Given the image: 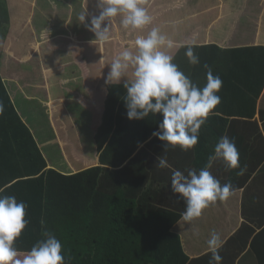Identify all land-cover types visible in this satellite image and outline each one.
<instances>
[{
    "label": "crops",
    "instance_id": "0c3cea01",
    "mask_svg": "<svg viewBox=\"0 0 264 264\" xmlns=\"http://www.w3.org/2000/svg\"><path fill=\"white\" fill-rule=\"evenodd\" d=\"M5 2L10 24L0 29L3 43L0 49L5 55L0 72H5L12 63L22 64L15 78L3 79L11 106L30 129L43 156L53 151L64 156L66 171L60 167L56 171L77 173L97 165L98 155L89 151V147L92 149L90 141L105 118L108 100L105 80L110 64L125 47L135 54V38L146 36L154 26L149 25L143 31L125 30L121 17L117 16L112 19L110 41L101 44L94 41V33L78 19L80 14L87 13L90 22L93 15H99L97 0ZM144 3L147 9L152 5L153 22L163 25L159 30L163 28L177 46L185 45L194 36L193 45L198 46L259 47L261 60L256 64L264 70V0H144ZM49 42L52 43L49 49L54 50L50 53L44 48ZM166 51L173 56L176 53ZM128 72L119 85L111 87L130 80L132 69ZM234 101L228 96L215 109L220 117L229 119V124L215 125L208 121L199 136L210 129L215 138L225 134L234 139L240 164L247 170L238 176V170L229 169L223 159L212 162L211 174L222 185L230 182L236 191L226 202L218 201L204 210L191 224L181 217L170 229L179 235L188 264H209L211 252L207 241L213 231L223 241L219 249L221 264H264V89L253 117L252 108L243 105L247 101ZM163 145L158 137L152 136L125 162L103 165L106 167L103 191L112 193L126 184L133 190L138 185L143 202L149 207L182 215L185 203L179 194L172 193L171 176L175 170L185 174L188 169L196 170L198 143L187 152L179 147L165 152ZM143 148L148 150L146 157L137 158ZM70 156L81 159V166H87L78 169ZM159 157L167 160L168 168L156 167ZM132 196L139 197V193Z\"/></svg>",
    "mask_w": 264,
    "mask_h": 264
},
{
    "label": "trees",
    "instance_id": "16d2710c",
    "mask_svg": "<svg viewBox=\"0 0 264 264\" xmlns=\"http://www.w3.org/2000/svg\"><path fill=\"white\" fill-rule=\"evenodd\" d=\"M143 6L147 8L145 3ZM148 12L153 14L150 10ZM9 24L6 2L0 0V29L4 25L9 27ZM160 27L163 25L157 28ZM160 32H164L163 28ZM51 45V42L44 45L49 53L54 51L49 49ZM175 45L170 49L176 52L174 63L198 87L202 88L207 82L203 67L207 64L213 74L222 79L218 93L221 101L224 103L228 96H231V102L235 99L247 101L243 105L251 107L254 116L264 89V70L256 64L261 60L259 47L228 49L218 44L194 45V53L201 63L193 66L185 56L184 45ZM2 46L0 43V48ZM4 58L0 49V70ZM21 65L12 63L5 68L6 71L10 68L7 74L6 71L0 72V101L4 104V111L0 114V194L15 196L18 201L25 202L28 205L26 219L30 221L15 247L27 252L45 238V231H49L61 241L67 264H188L189 258L183 251L179 235L170 230L181 219V213L149 207L143 202L138 185L133 190L130 184L122 185L123 188H116L112 193L104 192L101 186L106 169L103 165H117L130 159L151 139L153 132L159 130L162 114L129 120L123 85H107L105 118L90 141L92 149L89 147V151L98 155L97 165L77 173L72 170H67V174L58 172L57 167L66 171L64 156H59V152L56 155L54 151L51 159L48 154L43 156L30 129L20 121L11 106L3 83L6 77L15 78ZM97 94L99 96L100 92ZM228 120L219 115L208 119L215 125H227ZM210 132V129L206 130L199 136L195 157L198 171L205 167L209 157L214 155L215 145L225 136L215 138ZM147 153L148 150L143 148L137 158L144 159ZM70 157L76 161L78 169L87 166H81V159ZM49 165L51 169H48ZM142 176L140 173V178ZM136 192L139 197L132 196Z\"/></svg>",
    "mask_w": 264,
    "mask_h": 264
},
{
    "label": "clouds",
    "instance_id": "9594fccd",
    "mask_svg": "<svg viewBox=\"0 0 264 264\" xmlns=\"http://www.w3.org/2000/svg\"><path fill=\"white\" fill-rule=\"evenodd\" d=\"M143 3L144 0H97L99 15H93L90 22L87 13L80 14L78 19L94 33V41L104 44L111 39L112 19L117 16L121 17L120 23L125 30L143 31L152 24L153 17ZM194 39L193 36L184 47L189 63L197 66L201 61L194 53ZM133 45L137 49L135 54L128 47L116 53L105 83L119 85L131 68V79L123 83L128 119L143 120L150 115L162 114L159 130L154 131L153 136L164 142V151L177 147L185 152L193 149L198 143L201 127L207 124L210 116L219 115L215 109L221 103L218 95L222 88L221 77L214 75L209 65L204 64L207 82L202 88L198 87L165 50L176 45L159 28L153 27L146 36L138 35ZM3 111L4 104L0 101V114ZM217 159H223L229 169L238 170V176L247 170L240 164L234 139L222 136L205 167L199 171L188 169L187 174L180 170L172 172L171 191L184 200L182 219L189 224L216 202H226L235 194L236 189L230 182L222 185L209 171ZM156 167L164 169L169 165L165 158L159 157ZM27 207L15 196L0 194V264H67L61 241L49 231H45V238L27 252L15 247V242L30 223L26 219ZM222 244L220 234L213 231L207 241L211 252L209 264H221L219 249Z\"/></svg>",
    "mask_w": 264,
    "mask_h": 264
},
{
    "label": "rangeland",
    "instance_id": "374dc122",
    "mask_svg": "<svg viewBox=\"0 0 264 264\" xmlns=\"http://www.w3.org/2000/svg\"><path fill=\"white\" fill-rule=\"evenodd\" d=\"M42 1H45V0H42ZM156 6H157V5H156ZM159 6H160V4H159ZM148 10H150V12L153 11V7H152V5H149ZM157 11H158V9H157ZM159 12H161V11H159ZM150 26H155V27L157 28V27H158V24L154 21V22H152V24H151ZM150 28H151V27H150ZM47 154L49 155L50 159L53 158L52 153L47 152ZM70 155H72V151L70 152ZM102 184H103V182L101 181V186H102Z\"/></svg>",
    "mask_w": 264,
    "mask_h": 264
}]
</instances>
